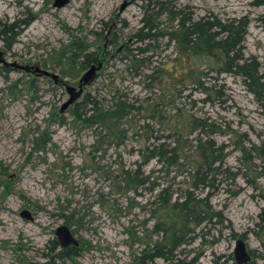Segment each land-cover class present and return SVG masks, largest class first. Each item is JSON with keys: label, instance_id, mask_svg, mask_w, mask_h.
<instances>
[{"label": "rangeland", "instance_id": "374dc122", "mask_svg": "<svg viewBox=\"0 0 264 264\" xmlns=\"http://www.w3.org/2000/svg\"><path fill=\"white\" fill-rule=\"evenodd\" d=\"M53 1L0 0V24L18 25L8 48L0 40V264H44L60 225L77 242V253L63 264H131L145 244L160 238L151 227L155 216H163L157 200L162 188L167 203L184 201L188 191L194 205L201 200L214 213L211 222L193 228L175 258L220 264L242 239L250 261L264 264V155L257 149L264 139L262 108L241 77L208 76L203 91L184 80L192 63L168 37L177 25L169 10L190 12L194 20L244 19L243 55L264 67V0H67L61 7ZM146 22L154 35L139 40ZM147 44L136 67L130 54ZM85 54L95 61L84 63ZM90 65L99 67L59 111L67 99L64 86L76 89ZM118 95L132 105L119 122L125 135L119 142L117 133L106 138L99 125L70 112L85 96L107 109ZM193 117L219 128L203 139L223 146L210 175L213 185L203 189L190 187L199 134L190 126ZM146 123L168 136V145L179 137L182 153L173 165L156 159L143 164L148 182L134 193L123 188L119 169L139 162ZM228 125L232 135L224 132ZM36 137L42 146L33 143Z\"/></svg>", "mask_w": 264, "mask_h": 264}, {"label": "trees", "instance_id": "16d2710c", "mask_svg": "<svg viewBox=\"0 0 264 264\" xmlns=\"http://www.w3.org/2000/svg\"><path fill=\"white\" fill-rule=\"evenodd\" d=\"M169 14L171 17L177 18L176 27L168 33L169 40L175 42L179 56L182 59H186L188 65L190 62L192 63V67L184 74L186 76L183 79L189 80L195 84L196 88H200L203 91L208 89L204 85V79L208 76L213 80H216L222 74L241 77L245 88L253 94L264 114V67L255 57H244L242 52L247 22L244 19L220 21L217 18L211 20L200 18L194 20L192 13H184L180 9L169 10ZM17 29L18 25L15 23L0 24V40L3 47L8 48L13 43L17 35ZM144 29L146 30L143 31ZM140 30L143 31V37L139 40H145L149 36L154 35V33H149L152 30V26L147 22L143 23V27ZM148 48V44L142 48L137 47L136 52L130 54V60L136 67L142 63V60L136 56H139ZM84 57V63L86 64L93 63L96 59L92 55L85 54ZM158 71L159 68L156 69V73ZM152 73L147 75L148 78L156 79V77L151 75ZM216 92H218V97H220L221 90L218 89ZM206 100L213 99L208 97ZM111 102L107 109H103L97 106L93 99H88L85 96L80 103L73 104L70 112L75 120H80L88 125H99L104 130L106 138L108 136L114 138V134L117 133L119 142L125 137L124 132L118 130L119 122L127 114L128 110L132 108V105L121 95L112 97ZM87 105L88 107L86 108L85 106ZM190 126L192 130L197 129L199 132L193 150L197 158L190 160L191 168L193 169L190 187L193 189L201 187L203 189L213 185V178L210 175L219 168V165L214 166V164L217 162L220 164L222 159L219 151L223 147L215 148L214 141L203 139V136L216 133L220 129L214 124H208L206 119L194 117ZM141 129L146 133L148 132L149 136L144 137L146 143L144 141V145L137 149L140 158L139 162L135 164L133 169L121 167L119 169L123 188L134 193L148 182V175H143L140 170L143 164L150 159H156L162 165H173L180 159V154L182 153L179 137L174 140V145H168L164 141L168 136L158 134V129L150 128L147 123L141 126ZM225 129L224 132L231 133V135L234 133L229 125L225 126ZM148 138L151 141H148ZM33 143L37 146H42L44 141L36 137ZM240 148L243 149V147ZM257 149H260L264 155V139ZM217 151L219 152L218 155L215 154ZM168 197L167 189H160L157 200L161 204L158 210L162 211L163 216H155L156 218L151 227L152 233L160 234L159 240L151 245L145 244L140 254L133 256L131 264H149L154 258L162 259L165 264H188L175 258L174 252L178 247L188 244L189 239H192L190 234H192L194 227L199 226L206 220L211 222L214 213H211L201 200L198 201L199 207L194 205V201L190 198V192L188 191L184 201L180 203L178 201L167 203ZM262 215H264V212H262ZM76 251V246L59 247L57 242L53 240L52 247L48 249V254L44 256V264H63L66 259L75 255ZM214 264H219L218 260ZM220 264L236 263L233 257H230V259L224 260ZM246 264L255 263L250 261Z\"/></svg>", "mask_w": 264, "mask_h": 264}, {"label": "water", "instance_id": "95a60500", "mask_svg": "<svg viewBox=\"0 0 264 264\" xmlns=\"http://www.w3.org/2000/svg\"><path fill=\"white\" fill-rule=\"evenodd\" d=\"M66 2L67 0H54L53 6L61 7ZM263 25H264V17H263ZM98 67L99 65L97 66L90 65L89 68L78 79V85L76 89L72 86H68V85L64 86V89L67 93V99L60 105L59 111L66 109L70 104L74 102V100L80 95L81 86L90 79L93 71L97 69ZM41 73L44 75H47L45 71H41ZM50 76L52 79L55 80L56 77L54 75H50ZM263 210H264V207H263ZM19 215L25 219H28V220L31 219L29 212L26 210H21L19 212ZM54 236L60 247L77 245V242L74 239L73 235L69 232L68 228L64 225L57 226L54 229ZM233 259L236 264H246L250 262V259H251L250 253L248 252L247 247L242 239H237L235 241V246L233 249ZM72 264H75V263H72Z\"/></svg>", "mask_w": 264, "mask_h": 264}, {"label": "flooded vegetation", "instance_id": "af4514ba", "mask_svg": "<svg viewBox=\"0 0 264 264\" xmlns=\"http://www.w3.org/2000/svg\"><path fill=\"white\" fill-rule=\"evenodd\" d=\"M57 242V241H56ZM58 244V243H57ZM59 246V245H58ZM60 247V246H59Z\"/></svg>", "mask_w": 264, "mask_h": 264}]
</instances>
